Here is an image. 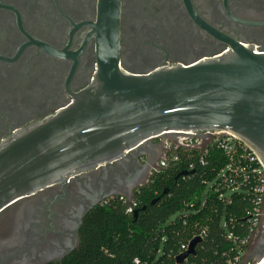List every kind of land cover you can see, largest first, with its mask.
Wrapping results in <instances>:
<instances>
[{
  "label": "flooded vegetation",
  "instance_id": "obj_1",
  "mask_svg": "<svg viewBox=\"0 0 264 264\" xmlns=\"http://www.w3.org/2000/svg\"><path fill=\"white\" fill-rule=\"evenodd\" d=\"M97 0H0V140L68 104L96 67ZM264 51V0H120L122 69L218 56L230 42ZM164 152L149 140L113 163L80 171L0 213V264H62L83 217L109 198L130 200ZM252 255L264 250V226Z\"/></svg>",
  "mask_w": 264,
  "mask_h": 264
},
{
  "label": "water",
  "instance_id": "obj_2",
  "mask_svg": "<svg viewBox=\"0 0 264 264\" xmlns=\"http://www.w3.org/2000/svg\"><path fill=\"white\" fill-rule=\"evenodd\" d=\"M119 20L120 0H97L90 82L68 104L0 140V213L165 132L227 130L264 169V51L232 41L215 57L131 73L120 65ZM200 241L193 237L176 262L195 255ZM255 261L264 264V251Z\"/></svg>",
  "mask_w": 264,
  "mask_h": 264
},
{
  "label": "trees",
  "instance_id": "obj_3",
  "mask_svg": "<svg viewBox=\"0 0 264 264\" xmlns=\"http://www.w3.org/2000/svg\"><path fill=\"white\" fill-rule=\"evenodd\" d=\"M176 154L175 161L153 170L148 182L133 193L130 200L136 205L130 213L128 200L119 197L89 209L77 246L62 264H225L235 255L237 249L226 235H246L251 194L241 186L222 200L210 184L206 186L228 163L222 151L209 149L201 161L195 150L179 148ZM185 170L189 172L179 174ZM200 229L204 234L195 255L177 263L180 245Z\"/></svg>",
  "mask_w": 264,
  "mask_h": 264
},
{
  "label": "built area",
  "instance_id": "obj_4",
  "mask_svg": "<svg viewBox=\"0 0 264 264\" xmlns=\"http://www.w3.org/2000/svg\"><path fill=\"white\" fill-rule=\"evenodd\" d=\"M157 138L162 141L165 154L158 160L153 170L166 167L169 161H175L176 151L179 148L186 151H197L200 161L209 149L216 148L225 154L228 163L218 170L215 179L206 183V186L210 184L208 188L218 192V197L222 200L225 199L226 193L235 191L241 186H245L252 196V204L246 210V219L249 222L246 235L242 238L233 236L231 232L226 235L227 239L234 243L237 253L228 257L225 264H258L256 261L244 259L246 253L244 250H248V245L257 228L260 225L264 226V169L255 154L227 130L165 132L150 140ZM135 205L134 201L128 200L126 212L130 213ZM203 234V229L194 233L185 244L180 245L179 254L186 250L193 237L201 238ZM133 262L137 263V259L135 258Z\"/></svg>",
  "mask_w": 264,
  "mask_h": 264
},
{
  "label": "rangeland",
  "instance_id": "obj_5",
  "mask_svg": "<svg viewBox=\"0 0 264 264\" xmlns=\"http://www.w3.org/2000/svg\"><path fill=\"white\" fill-rule=\"evenodd\" d=\"M160 157H161V156H160ZM160 157L158 158V160L162 158V157H161V158H160ZM158 160H157V161H158ZM152 172H153V171H152ZM255 241H256V238L253 237V238L251 239L250 243H249L251 248H252L253 244L255 243ZM252 249H253V248H252ZM252 249H248L247 251L244 250V253L246 252L245 255H244V259H246V260H248V261H255V260H257L258 257H254V255H252ZM257 262H258V261H257Z\"/></svg>",
  "mask_w": 264,
  "mask_h": 264
},
{
  "label": "crops",
  "instance_id": "obj_6",
  "mask_svg": "<svg viewBox=\"0 0 264 264\" xmlns=\"http://www.w3.org/2000/svg\"><path fill=\"white\" fill-rule=\"evenodd\" d=\"M164 154H165V151H164V152H163V153H162L160 156H161V157H163V156H164ZM161 157H160V158H161Z\"/></svg>",
  "mask_w": 264,
  "mask_h": 264
}]
</instances>
